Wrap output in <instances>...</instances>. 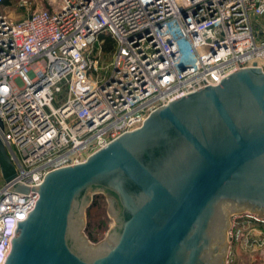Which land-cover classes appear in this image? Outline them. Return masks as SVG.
Wrapping results in <instances>:
<instances>
[{"label":"built area","instance_id":"2783aa9c","mask_svg":"<svg viewBox=\"0 0 264 264\" xmlns=\"http://www.w3.org/2000/svg\"><path fill=\"white\" fill-rule=\"evenodd\" d=\"M34 4V8L31 5ZM0 0V264L16 220L53 169L80 163L150 111L243 67L264 71V0ZM103 37L113 46L101 58ZM15 184L27 193L12 190ZM227 264L238 251L264 264V217L230 216Z\"/></svg>","mask_w":264,"mask_h":264},{"label":"water","instance_id":"95a60500","mask_svg":"<svg viewBox=\"0 0 264 264\" xmlns=\"http://www.w3.org/2000/svg\"><path fill=\"white\" fill-rule=\"evenodd\" d=\"M0 170L15 174L1 139ZM33 190L4 264H227L230 216L264 217V71L239 68L169 101ZM95 193L114 221L97 243L83 233Z\"/></svg>","mask_w":264,"mask_h":264},{"label":"rangeland","instance_id":"374dc122","mask_svg":"<svg viewBox=\"0 0 264 264\" xmlns=\"http://www.w3.org/2000/svg\"><path fill=\"white\" fill-rule=\"evenodd\" d=\"M31 7L34 8V4H32ZM4 12L13 20L23 18L27 15L26 9H20L17 6V0H7L4 5ZM251 22L253 25H258L264 30V13L261 15L252 16ZM95 197H97L96 200ZM93 201H96L94 207H92L89 212L86 210L85 228L83 233L91 242L97 243L105 237L106 232L114 224V221L112 217L106 212L108 201L104 194H93L91 203H93ZM89 231L91 232V235L94 239L89 236ZM233 264H263V262L256 254L248 256L244 252L238 251L236 261H234Z\"/></svg>","mask_w":264,"mask_h":264},{"label":"trees","instance_id":"16d2710c","mask_svg":"<svg viewBox=\"0 0 264 264\" xmlns=\"http://www.w3.org/2000/svg\"><path fill=\"white\" fill-rule=\"evenodd\" d=\"M7 2V0H5V3ZM103 42H102V51H101V58L102 59H106L108 51H110L112 49L113 46V42L109 37H103ZM97 199V197H95V200ZM96 204V201H93V203H91L89 205V207L87 208V211L89 212V210L94 207V205ZM89 236L92 237L91 232L89 231ZM93 238V237H92ZM94 239V238H93Z\"/></svg>","mask_w":264,"mask_h":264}]
</instances>
